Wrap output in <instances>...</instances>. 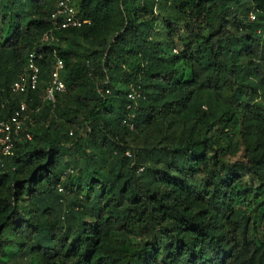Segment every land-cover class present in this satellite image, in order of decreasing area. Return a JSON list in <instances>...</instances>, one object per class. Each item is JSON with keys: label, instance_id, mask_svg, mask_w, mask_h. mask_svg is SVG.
Wrapping results in <instances>:
<instances>
[{"label": "trees", "instance_id": "16d2710c", "mask_svg": "<svg viewBox=\"0 0 264 264\" xmlns=\"http://www.w3.org/2000/svg\"><path fill=\"white\" fill-rule=\"evenodd\" d=\"M59 1L0 0V264H264V0Z\"/></svg>", "mask_w": 264, "mask_h": 264}, {"label": "built area", "instance_id": "2783aa9c", "mask_svg": "<svg viewBox=\"0 0 264 264\" xmlns=\"http://www.w3.org/2000/svg\"><path fill=\"white\" fill-rule=\"evenodd\" d=\"M71 0H60L56 6L55 11L51 15L53 20L54 29L52 30H68L72 28H80L85 24H90L88 19L77 17L76 10L70 5ZM252 18H255L252 16ZM51 33H46L42 42H49L54 36ZM176 51V50H175ZM38 57L35 52L31 53L28 58V65L25 73H23L12 86V91L16 94L26 93L29 89H36L40 81V66L38 64ZM65 70V63L63 59L58 58L54 70L52 72V79L44 93L45 99L51 104H55L58 93L66 91V84L62 78V73ZM109 92V91H107ZM143 89L141 85H132L129 93V98L137 100L143 97ZM41 107L36 109L39 111ZM31 113L30 105L22 101L20 106L14 111V114L7 121H0V154H10L13 147V135H20L23 132L24 125ZM73 134V131L70 132ZM28 139L31 138L29 133H26ZM126 155L131 157L132 152L126 151ZM1 160V157H0ZM142 170V169H141ZM59 192H64L63 187H58Z\"/></svg>", "mask_w": 264, "mask_h": 264}]
</instances>
